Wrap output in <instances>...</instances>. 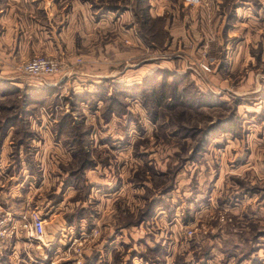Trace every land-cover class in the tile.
<instances>
[{"label":"rangeland","instance_id":"1","mask_svg":"<svg viewBox=\"0 0 264 264\" xmlns=\"http://www.w3.org/2000/svg\"><path fill=\"white\" fill-rule=\"evenodd\" d=\"M149 2L0 0V264H264V0Z\"/></svg>","mask_w":264,"mask_h":264},{"label":"built area","instance_id":"2","mask_svg":"<svg viewBox=\"0 0 264 264\" xmlns=\"http://www.w3.org/2000/svg\"><path fill=\"white\" fill-rule=\"evenodd\" d=\"M184 1L189 4L197 2V0ZM14 69L29 78L43 80L46 76L58 73L61 69V64L56 58L34 56L16 64ZM18 221H20V224L14 222V225L10 226L9 229H0V244L10 245V243L15 242L14 240H18V232L24 235V238L20 240L24 246L31 245L32 241L38 240L43 235L44 219L36 212L26 210L20 214Z\"/></svg>","mask_w":264,"mask_h":264},{"label":"crops","instance_id":"3","mask_svg":"<svg viewBox=\"0 0 264 264\" xmlns=\"http://www.w3.org/2000/svg\"><path fill=\"white\" fill-rule=\"evenodd\" d=\"M149 1H150L149 2L150 8L148 9V11H149V13H151V15H159V14L163 13V10H162L164 8V7H162L164 5L163 0L162 1L161 0H149ZM96 7H98V8L100 7L98 9V11L101 12V10L103 9V4L97 5ZM104 15L105 14H101L100 16H104ZM121 17H125V14H121ZM126 17H127V14H126ZM105 26H107V24ZM126 33H128V30H126V32H124L122 30L121 35L124 36ZM2 72L3 71L0 70V73H2Z\"/></svg>","mask_w":264,"mask_h":264},{"label":"trees","instance_id":"4","mask_svg":"<svg viewBox=\"0 0 264 264\" xmlns=\"http://www.w3.org/2000/svg\"><path fill=\"white\" fill-rule=\"evenodd\" d=\"M154 17H159V16H154ZM154 17H152V18H154ZM34 87L36 88V91L35 92L39 93V99H42L43 96L46 94V90L45 89H41L42 87H39V86H34ZM40 94L42 95V97L40 96ZM58 127L60 128L59 125H58Z\"/></svg>","mask_w":264,"mask_h":264}]
</instances>
